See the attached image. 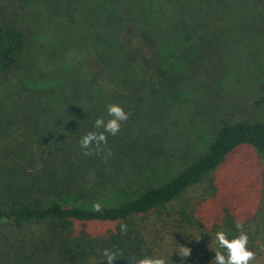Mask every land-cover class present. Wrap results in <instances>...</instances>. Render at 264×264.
<instances>
[{"label":"trees","instance_id":"obj_1","mask_svg":"<svg viewBox=\"0 0 264 264\" xmlns=\"http://www.w3.org/2000/svg\"><path fill=\"white\" fill-rule=\"evenodd\" d=\"M44 3L56 27H66L70 37L96 53L91 79L82 81L86 92L76 93L75 103H142L145 87L158 77L168 52L160 42L168 40L173 47L184 43L188 51L199 52L232 37L214 28L218 24L264 25V0ZM82 25L90 27L89 33ZM27 43L23 28L0 20V74L18 68ZM126 130L109 135L107 151L92 156L75 152L61 158L51 151L30 159L28 142L2 150L7 163L1 167L6 174L0 194V264H101L105 248L118 253L115 264H128L145 253L165 256L168 264H211L216 248L212 237L220 230L229 239L239 235L237 221L249 236L248 248L257 254L252 264H264V168L224 166L241 146L264 151V120L222 124L203 154L164 182L145 184L133 195L126 192V184L136 176L146 183L147 168L132 171L123 181L119 177L116 165L132 158L137 140ZM120 187L126 190H118L125 192V199L94 211V202L105 198L107 189ZM33 224L43 229L24 231ZM121 224H127V234L121 233ZM178 246L191 248V255L181 260Z\"/></svg>","mask_w":264,"mask_h":264},{"label":"rangeland","instance_id":"obj_2","mask_svg":"<svg viewBox=\"0 0 264 264\" xmlns=\"http://www.w3.org/2000/svg\"><path fill=\"white\" fill-rule=\"evenodd\" d=\"M45 6L44 0H0V20L16 23L28 38L18 68L0 74V194L6 174L1 167L7 163L2 150L28 142L30 159H36L32 154L48 156L51 151L61 158L81 154L84 149L80 139L89 131H102L94 128L92 120L109 119V104H118L129 114L118 134L127 132V128L137 139L132 158L125 157L116 165L118 175L123 181L136 169L147 168V180L139 182L136 176L126 184L130 185L127 191L121 187L107 189L105 198L98 201L101 204L125 199V192L118 190L133 195L145 184L164 182L203 154L222 124L264 120L263 24H213L232 37L206 49L200 47L199 52L188 51L184 43L173 47L168 40L160 42L159 47L168 52L158 77L145 87L142 103H75L76 93L86 92L82 81L91 79V61L96 53L78 38L70 37L66 27H56ZM85 30L89 33L90 27L83 26ZM75 31H80V26ZM79 84L82 90L77 92ZM107 147L101 145L104 151ZM224 166L262 169L264 151L241 146ZM28 226L25 232L43 229V225Z\"/></svg>","mask_w":264,"mask_h":264},{"label":"clouds","instance_id":"obj_3","mask_svg":"<svg viewBox=\"0 0 264 264\" xmlns=\"http://www.w3.org/2000/svg\"><path fill=\"white\" fill-rule=\"evenodd\" d=\"M107 113L110 117L105 120L103 117H99L94 122L95 129H102V131H89L80 139V146L84 149V155L92 156L98 154L103 149L101 145H106L108 142V135L116 136L121 129L122 122L127 121L129 114L125 112L122 106L118 104H109L107 106ZM93 145L95 146L93 149ZM108 154L111 155V149H108ZM93 209L95 212L102 211V204L100 202H94ZM239 235L229 239L228 234L223 231H217L212 237L214 239L216 248L215 257L211 261V264H252L257 258L256 252L248 248L249 236L243 230L244 225L237 221L235 224ZM127 224L120 225V231L122 234H127ZM197 237L196 240H199ZM180 256L181 260L188 258L191 255V248L186 246H178L175 250ZM103 260L101 264L106 261L107 264H115L118 260V253L105 248L102 252ZM128 264H168V259L162 255H145L141 258L131 257L128 260Z\"/></svg>","mask_w":264,"mask_h":264}]
</instances>
